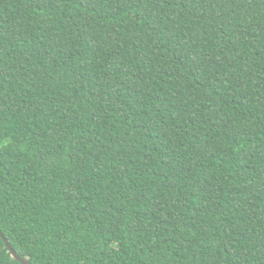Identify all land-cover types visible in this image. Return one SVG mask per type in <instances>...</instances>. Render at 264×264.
Instances as JSON below:
<instances>
[{"label": "trees", "instance_id": "trees-1", "mask_svg": "<svg viewBox=\"0 0 264 264\" xmlns=\"http://www.w3.org/2000/svg\"><path fill=\"white\" fill-rule=\"evenodd\" d=\"M0 230L31 264H264V0H0Z\"/></svg>", "mask_w": 264, "mask_h": 264}, {"label": "water", "instance_id": "water-1", "mask_svg": "<svg viewBox=\"0 0 264 264\" xmlns=\"http://www.w3.org/2000/svg\"><path fill=\"white\" fill-rule=\"evenodd\" d=\"M0 236L3 238L6 246L8 247V249L11 252V255L13 258H15L17 261H19L21 264H31L28 260L22 258L11 246V244L9 243L8 239L5 237V235L2 233V231L0 230Z\"/></svg>", "mask_w": 264, "mask_h": 264}]
</instances>
